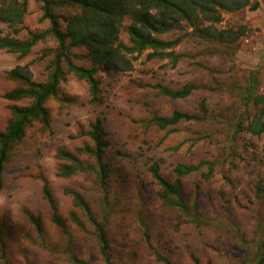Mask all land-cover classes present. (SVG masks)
Returning a JSON list of instances; mask_svg holds the SVG:
<instances>
[{
	"label": "rangeland",
	"instance_id": "rangeland-1",
	"mask_svg": "<svg viewBox=\"0 0 264 264\" xmlns=\"http://www.w3.org/2000/svg\"><path fill=\"white\" fill-rule=\"evenodd\" d=\"M28 1L20 37L50 27V21L43 18L41 3ZM256 2L259 6L255 9L223 12L220 26L246 24L250 28L235 46L200 41L190 34L192 27L183 22L161 36L184 37L175 50L186 56L177 65L170 59L147 60L144 52L131 71L100 70V105L91 102L86 80L67 73L58 95L47 104L52 116L50 127L44 129L39 122L30 126L7 162L5 187L0 191V234L4 238L0 250L4 246L6 257H0V264H73L66 251L67 235L54 222L53 209L44 195L46 183L67 221L73 249L90 262L104 264L94 228L65 192L68 188L80 191L96 218L106 223L115 264H163L150 248L147 233L155 247L178 264L251 261L258 236L264 233V226L258 232V222H264V134L238 130L235 121L247 120L258 109L251 104L248 108L242 99L254 77L257 93L264 94V0H252V5ZM57 11L69 15L77 9ZM129 24L126 18L121 31L125 43L130 41ZM57 46V40L48 34L23 58L0 48V129H5L13 103L4 95L21 85L8 76V71L17 64L31 63L34 78L46 80ZM72 52L80 55L75 58L77 64L92 66L85 47H73ZM148 83L171 88L194 83L198 88L185 98H172L160 95ZM204 99L207 119L183 122L160 143L165 133L155 130L150 118L170 115L176 109L196 111ZM100 112L111 141L106 152L111 163L107 191L97 186L91 174H59L60 166L68 161L60 159L58 151H75L92 144L83 132L90 130ZM174 146L179 149H171ZM80 157L94 162L92 157ZM150 158L161 160L162 173L170 180L176 177L174 166L178 162H214L210 177L203 176L208 172L203 167L183 178L185 199L199 204L209 224L197 226L167 205L149 171ZM71 212L78 214L83 226L71 219ZM31 215L41 217L42 231L32 223Z\"/></svg>",
	"mask_w": 264,
	"mask_h": 264
},
{
	"label": "trees",
	"instance_id": "trees-1",
	"mask_svg": "<svg viewBox=\"0 0 264 264\" xmlns=\"http://www.w3.org/2000/svg\"><path fill=\"white\" fill-rule=\"evenodd\" d=\"M41 3L43 18L50 21V27L42 32L29 31L27 37H20L24 28V21L28 11V0H0V48L17 53L20 58L28 56L34 46L51 34L58 42L53 58L48 65L46 80L38 81L34 78L31 63L17 64L8 71V76L21 85L7 91L6 99L13 102L10 105L11 117L5 127L0 129V191L5 187V169L10 154L15 145L21 142L27 130L34 123L39 122L44 129L51 125V112L48 101L59 93L60 84L66 79L68 72H73L79 79L89 84L91 102L100 105L103 103L101 80L98 77L100 70L106 72H128L135 68L136 61L144 52L146 59H170L177 65L186 54L177 52L175 48L183 41V36L165 39L161 36L179 27L186 22L192 27L190 33L203 42L235 46L238 41L250 32L246 24L220 26L223 22V12H236L247 7L253 9L259 2L252 5V0H37ZM74 7L75 13L65 15L57 10ZM130 19L128 32L129 43L121 40V31L125 19ZM65 23V27L63 26ZM73 47H85L87 57L92 66L77 64L75 58L80 55L72 52ZM254 75L252 74V77ZM255 77L250 81L243 96V103L250 107H258L247 120L235 121L238 130H244L251 135L264 134V94L256 91ZM158 90L160 95L172 98H185L195 89L197 84L186 83L180 88H171L162 83H148ZM27 100L26 104L15 103ZM102 100V101H101ZM207 102L202 100L196 111L182 109L173 110L170 115L155 114L150 123L157 131L166 137L179 130L183 122H201L207 119ZM91 138L92 144L86 143L77 147L75 151L61 148L58 157L68 161L59 168L61 176H72L77 173H87L94 176L97 186L106 189L110 177L111 163L106 160V152L111 145L103 113H98L91 123V128L83 132ZM171 149L177 150L179 146ZM81 155L89 156L94 162L81 159ZM149 171L160 186L159 195L167 205L181 216L188 218L197 226H206L209 222L204 218L199 204L190 203L183 194V178L203 167L208 172L203 176L212 175L215 164L211 160H200L197 163L178 162L174 166L176 177L168 179L161 169V160L150 158ZM74 199L77 207L86 214L94 228L99 253L104 264H115L111 255V246L107 225L94 215V210L86 197L78 190H65ZM44 195L53 209L54 222L67 235L66 251L73 264H98L90 262L78 255L72 247L71 232L66 219L58 211L57 201L46 183ZM30 219L35 227L42 231L41 217L31 215ZM71 219L78 225L83 222L76 212H71ZM264 222H258V232L263 231ZM257 247L253 251V258L247 264H264V233L258 236ZM150 248L155 257L163 264H178L170 257L159 251L149 233L146 235ZM0 243L4 244L0 234ZM0 257L5 260L4 246L1 247Z\"/></svg>",
	"mask_w": 264,
	"mask_h": 264
}]
</instances>
